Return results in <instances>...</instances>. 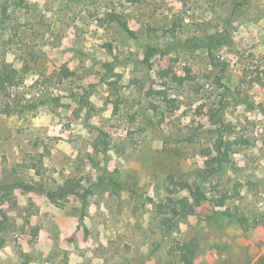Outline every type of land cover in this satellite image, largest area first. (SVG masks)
<instances>
[{
    "label": "rangeland",
    "instance_id": "374dc122",
    "mask_svg": "<svg viewBox=\"0 0 264 264\" xmlns=\"http://www.w3.org/2000/svg\"><path fill=\"white\" fill-rule=\"evenodd\" d=\"M3 61L0 264H264V0H0ZM71 179L87 207L18 188ZM197 188L247 222L165 233Z\"/></svg>",
    "mask_w": 264,
    "mask_h": 264
},
{
    "label": "trees",
    "instance_id": "16d2710c",
    "mask_svg": "<svg viewBox=\"0 0 264 264\" xmlns=\"http://www.w3.org/2000/svg\"><path fill=\"white\" fill-rule=\"evenodd\" d=\"M229 42L228 35H225V38L223 39L222 44H226ZM156 49L149 50L148 56L146 61H149L154 55L156 54ZM212 56V54H210ZM19 77V71L15 69L11 64L6 62L0 63V93H5V91L12 86H15L18 84L17 79ZM221 78L219 79V81ZM219 122L221 125L226 126V123L219 118ZM227 128L230 129L231 127L227 125ZM217 148V161L220 164V167H224L223 163H226V168H233L234 163L232 162V159L230 158L232 156V153L234 152L233 146L230 144L227 146L225 150L220 147L219 143L216 145ZM111 184L115 188H124L123 185L116 181L112 180ZM18 188L22 189L26 192H31L35 189H38L41 192H44V194L51 200V201H57L60 199H63L65 196L68 195H75L80 198V200L83 202V205L85 207L88 206V198L90 195V191L83 188V185L74 179L68 180L63 185L59 186L56 190L52 191H45L42 185H39L38 188L32 186V185H26L23 183H20L18 185ZM192 193V199L195 203L194 205L190 204L188 200H179L176 202L171 201V205H164L163 203H157V210L161 214H165L163 219H161V226L164 228V232L168 233L170 232L176 222L180 218H185L187 216L195 215V216H201L200 212L197 211L196 207H199L202 205L203 202L207 203L210 206H213L215 208H220L218 210H215L212 215H206L205 217H202L203 220L206 221H221L224 218H233L236 219L239 224L244 225L247 222V218L243 215L238 213L237 211L231 210V209H225L222 208L225 207V200L224 199H217V198H211L208 195H206L201 188H197ZM2 212V211H1ZM5 216V214H3ZM177 249L180 250L181 258L185 264H196L195 262V251H184L183 246H177ZM165 264H172V263H165Z\"/></svg>",
    "mask_w": 264,
    "mask_h": 264
}]
</instances>
